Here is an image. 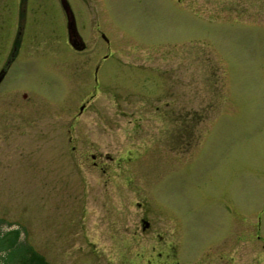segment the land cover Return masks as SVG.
Here are the masks:
<instances>
[{"label": "rangeland", "instance_id": "rangeland-1", "mask_svg": "<svg viewBox=\"0 0 264 264\" xmlns=\"http://www.w3.org/2000/svg\"><path fill=\"white\" fill-rule=\"evenodd\" d=\"M90 1L117 49L85 75L25 39L0 81V264H193L247 221L264 236V0ZM167 214L173 249L149 240Z\"/></svg>", "mask_w": 264, "mask_h": 264}, {"label": "flooded vegetation", "instance_id": "flooded-vegetation-1", "mask_svg": "<svg viewBox=\"0 0 264 264\" xmlns=\"http://www.w3.org/2000/svg\"><path fill=\"white\" fill-rule=\"evenodd\" d=\"M89 4L96 10L95 14H97V5L96 3L92 5L90 0H0V50L7 52L4 62L0 66V75H2L0 81L5 77L10 66L17 60L19 53L24 51L23 40L25 39L28 40L27 42H31L37 41V38L43 37L42 35L49 36V46L52 52L71 51L76 53L75 59L74 56L72 58L69 56L63 62L69 70L86 68L84 70L85 75L89 69L88 62L90 59L102 55L100 57L102 61L105 58V51H111L112 47L117 49V45L120 43L115 40L114 43H110L105 31L98 27L99 21H95L99 20L98 16L93 13V16L90 17ZM105 23L102 24L105 26ZM37 44L35 42V49L48 46V43L42 44L41 42ZM101 61L97 60L92 65L94 87L99 86L98 71L102 65ZM76 62L79 64L74 65ZM168 133L167 131L166 136H169ZM165 142L169 147L177 146L178 151L184 150L183 133L179 140L166 138ZM90 159L93 168L103 169V164L101 161L96 160L94 154H90ZM99 159L101 160L100 155ZM103 167H106V165ZM103 175H105L104 169ZM165 217L166 219L163 217V233L156 232L149 237V240L154 241L156 238L158 243L168 245L173 249L175 243H181L180 227L173 217H168V214ZM258 222H260V213L256 216V224ZM120 224L126 228V224H123V222H120ZM147 227L148 224L141 216L138 219V224H135L134 229L129 233L130 242L137 241L138 232ZM256 229L258 230V226H256ZM257 230L253 229L251 221L245 222L239 232L237 230L234 233L232 230L226 240H220L219 243L215 244L213 242L207 243L196 254L193 264L194 262L197 264H264V236H261ZM117 238L122 237L117 236ZM239 243L256 244L255 246L259 244L261 250L256 254L241 252ZM164 260L162 264H172L170 252H166ZM186 260H188V264H191L190 259L186 257Z\"/></svg>", "mask_w": 264, "mask_h": 264}, {"label": "water", "instance_id": "water-1", "mask_svg": "<svg viewBox=\"0 0 264 264\" xmlns=\"http://www.w3.org/2000/svg\"><path fill=\"white\" fill-rule=\"evenodd\" d=\"M82 107H80V109H81Z\"/></svg>", "mask_w": 264, "mask_h": 264}]
</instances>
